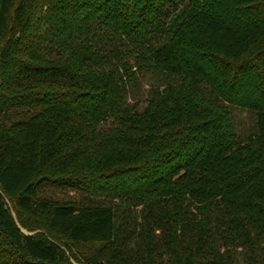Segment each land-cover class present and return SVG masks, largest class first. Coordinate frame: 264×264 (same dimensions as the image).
I'll list each match as a JSON object with an SVG mask.
<instances>
[{
	"label": "trees",
	"instance_id": "1",
	"mask_svg": "<svg viewBox=\"0 0 264 264\" xmlns=\"http://www.w3.org/2000/svg\"><path fill=\"white\" fill-rule=\"evenodd\" d=\"M237 258L264 264V0H0V264Z\"/></svg>",
	"mask_w": 264,
	"mask_h": 264
},
{
	"label": "rangeland",
	"instance_id": "2",
	"mask_svg": "<svg viewBox=\"0 0 264 264\" xmlns=\"http://www.w3.org/2000/svg\"><path fill=\"white\" fill-rule=\"evenodd\" d=\"M150 81L151 80H149V78L147 77L143 81H140L137 84L136 90L128 91L127 101L130 103H136L137 108H141L144 105V98L146 96L147 85L148 82ZM229 110L231 113L233 130H235L236 133L242 134L245 133L246 131L251 130L253 124V118L249 113H247L245 110L239 107H234V106H229ZM48 193L54 198H59V199L75 198V196L70 193L66 195H62L61 193L55 190H50L48 191ZM236 264H241L239 258H237Z\"/></svg>",
	"mask_w": 264,
	"mask_h": 264
},
{
	"label": "water",
	"instance_id": "3",
	"mask_svg": "<svg viewBox=\"0 0 264 264\" xmlns=\"http://www.w3.org/2000/svg\"><path fill=\"white\" fill-rule=\"evenodd\" d=\"M22 232V231H21Z\"/></svg>",
	"mask_w": 264,
	"mask_h": 264
}]
</instances>
